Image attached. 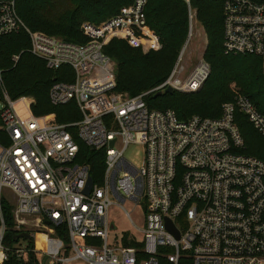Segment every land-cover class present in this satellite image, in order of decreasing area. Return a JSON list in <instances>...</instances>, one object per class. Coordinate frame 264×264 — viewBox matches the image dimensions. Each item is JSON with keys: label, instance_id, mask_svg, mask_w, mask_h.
<instances>
[{"label": "built area", "instance_id": "1", "mask_svg": "<svg viewBox=\"0 0 264 264\" xmlns=\"http://www.w3.org/2000/svg\"><path fill=\"white\" fill-rule=\"evenodd\" d=\"M184 1L190 30L172 74L155 90L129 97L116 92V64L104 48L121 39L144 52L161 49L146 21L147 0H132L100 25L84 23L85 44L31 31L18 13V0H0V37L24 31L30 52L49 69L69 66L74 81L55 83L50 102L56 107L75 102L82 116L68 125L35 116L34 100H13L0 69L6 142L0 144V264L30 253L42 264H264V161L243 152L236 113L245 114L263 137L264 115L244 96L225 103L219 118L186 121L170 109L150 110L144 101L168 87L198 92L210 76L211 66L202 59L181 79L197 20L192 3L202 0ZM209 1L222 3L225 54L260 58L264 75V0ZM19 59L14 55L12 62ZM76 136L91 150L106 151L103 183L93 182L89 193L90 168L77 162ZM131 144L144 149L140 168L125 157ZM127 201L146 207L145 228L134 225L142 237L112 245L110 210ZM3 204L12 207L13 231L28 233L30 240L4 245ZM133 241L140 247L127 245Z\"/></svg>", "mask_w": 264, "mask_h": 264}, {"label": "trees", "instance_id": "2", "mask_svg": "<svg viewBox=\"0 0 264 264\" xmlns=\"http://www.w3.org/2000/svg\"><path fill=\"white\" fill-rule=\"evenodd\" d=\"M131 3L132 0H18L17 9L31 31L85 44L88 38L81 30L84 22L109 20ZM192 5L197 9V21L207 35L204 59L211 66L210 76L195 93H150L144 97L147 107L150 110H173L181 121L193 116L219 118L225 103L234 101L237 96H244L264 115L261 59L252 55L225 54L220 1H194ZM145 14L148 26L160 39V50L144 52L141 47H133L121 39H113L104 48V53L116 64V92L129 97L151 92L168 80L190 30L188 7L184 0H147ZM30 48L29 35L24 31L0 37V69L10 97L13 100L32 98V113L44 117L50 124L68 125L81 120L75 102L59 107L50 102L52 86L58 82H73V70L69 66L56 71L49 69L46 61L33 55ZM14 55H20L18 63L12 62ZM236 124L245 140L246 148L243 152L264 161V137L241 111L236 113ZM70 130L76 133L74 128ZM77 141V162L89 166L94 184H102L106 171V151L91 150ZM5 143L0 123V144ZM2 210L7 228L4 245L12 246L16 237L12 207L3 204ZM64 239L67 240L66 234ZM127 245L140 247L134 241ZM8 264L42 262L38 256L30 253L22 261L11 257Z\"/></svg>", "mask_w": 264, "mask_h": 264}, {"label": "rangeland", "instance_id": "3", "mask_svg": "<svg viewBox=\"0 0 264 264\" xmlns=\"http://www.w3.org/2000/svg\"><path fill=\"white\" fill-rule=\"evenodd\" d=\"M103 22L92 23L87 21L84 23L100 25ZM207 44L208 39L204 29L197 20L194 21L192 39L189 42L188 49L185 53V58L183 59L181 65L183 71L181 79H186L189 77L199 62L204 59ZM125 157L135 166L140 168L144 161V149L142 145L131 144L125 152ZM127 214H129V216ZM145 217V205L141 204L139 207L135 208V206L130 201H127L123 204V208L117 205L113 206L109 213V219L111 224L114 226L110 234V243L112 245H115L116 242L120 244L122 240H125L129 237L140 239L142 237V233L137 228H145ZM71 255L72 253H69V256Z\"/></svg>", "mask_w": 264, "mask_h": 264}, {"label": "water", "instance_id": "4", "mask_svg": "<svg viewBox=\"0 0 264 264\" xmlns=\"http://www.w3.org/2000/svg\"><path fill=\"white\" fill-rule=\"evenodd\" d=\"M173 91L174 90L172 89V87H168V88H166V90L164 92L163 91H159L158 92V95H162L163 93H172ZM113 143L114 142H111V145H113ZM92 185H93V180H92V178H89L88 186H87V188L85 190L86 193H89ZM166 222H167V227H168L169 231H171L173 234H175V236L177 238H179L180 237V234H179L178 230L175 228L174 224L170 220H168V219H167ZM20 238H23L25 240H30L31 239V236L28 233H22V234L16 235L15 240H18Z\"/></svg>", "mask_w": 264, "mask_h": 264}]
</instances>
